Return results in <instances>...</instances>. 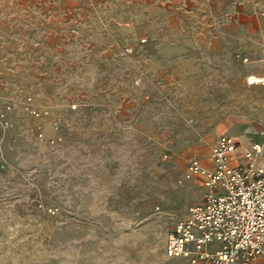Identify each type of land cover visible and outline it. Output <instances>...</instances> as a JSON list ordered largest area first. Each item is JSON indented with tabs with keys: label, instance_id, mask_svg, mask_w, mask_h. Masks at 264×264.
Here are the masks:
<instances>
[{
	"label": "rangeland",
	"instance_id": "obj_1",
	"mask_svg": "<svg viewBox=\"0 0 264 264\" xmlns=\"http://www.w3.org/2000/svg\"><path fill=\"white\" fill-rule=\"evenodd\" d=\"M222 135L264 143V0H0V264H191Z\"/></svg>",
	"mask_w": 264,
	"mask_h": 264
},
{
	"label": "built area",
	"instance_id": "obj_2",
	"mask_svg": "<svg viewBox=\"0 0 264 264\" xmlns=\"http://www.w3.org/2000/svg\"><path fill=\"white\" fill-rule=\"evenodd\" d=\"M27 110L35 117L48 114ZM240 146L238 136L222 135L210 166L198 158L189 162V176H202L206 192L168 235L167 257L191 264H264V143L252 142L238 156Z\"/></svg>",
	"mask_w": 264,
	"mask_h": 264
},
{
	"label": "bare ground",
	"instance_id": "obj_3",
	"mask_svg": "<svg viewBox=\"0 0 264 264\" xmlns=\"http://www.w3.org/2000/svg\"><path fill=\"white\" fill-rule=\"evenodd\" d=\"M251 79H252L251 84H254L256 82H261V80L258 77H255V76H252Z\"/></svg>",
	"mask_w": 264,
	"mask_h": 264
}]
</instances>
